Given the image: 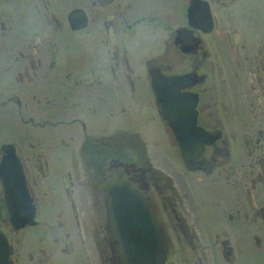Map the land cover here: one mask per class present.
<instances>
[{"label": "flooded vegetation", "instance_id": "obj_1", "mask_svg": "<svg viewBox=\"0 0 264 264\" xmlns=\"http://www.w3.org/2000/svg\"><path fill=\"white\" fill-rule=\"evenodd\" d=\"M1 119L0 264H123L115 174L165 264L264 253V0H0Z\"/></svg>", "mask_w": 264, "mask_h": 264}, {"label": "water", "instance_id": "obj_2", "mask_svg": "<svg viewBox=\"0 0 264 264\" xmlns=\"http://www.w3.org/2000/svg\"><path fill=\"white\" fill-rule=\"evenodd\" d=\"M5 146V145H4ZM188 160V154H184ZM20 173L2 161L0 174L6 189ZM108 217L119 241L117 252L123 264H165L167 240L153 206L125 177L113 175L105 186ZM21 193L27 196L23 180Z\"/></svg>", "mask_w": 264, "mask_h": 264}, {"label": "rangeland", "instance_id": "obj_3", "mask_svg": "<svg viewBox=\"0 0 264 264\" xmlns=\"http://www.w3.org/2000/svg\"><path fill=\"white\" fill-rule=\"evenodd\" d=\"M31 131L30 128L26 129L23 126H21L20 123L11 122L10 120L1 119L0 120V140L7 138L10 133H16L19 131ZM42 132V129L37 130V132ZM66 258L70 260H74L75 258H78L79 255H67ZM221 264H264V253L262 249H257L252 246V248H246L242 249L238 255L235 261L228 262L225 260H221Z\"/></svg>", "mask_w": 264, "mask_h": 264}, {"label": "bare ground", "instance_id": "obj_4", "mask_svg": "<svg viewBox=\"0 0 264 264\" xmlns=\"http://www.w3.org/2000/svg\"><path fill=\"white\" fill-rule=\"evenodd\" d=\"M181 144H183V143H181ZM196 146V145H195ZM189 148V147H188ZM189 160V159H188ZM107 233V232H106Z\"/></svg>", "mask_w": 264, "mask_h": 264}]
</instances>
